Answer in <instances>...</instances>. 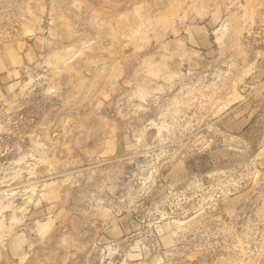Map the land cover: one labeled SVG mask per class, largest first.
<instances>
[{"label": "rangeland", "instance_id": "374dc122", "mask_svg": "<svg viewBox=\"0 0 264 264\" xmlns=\"http://www.w3.org/2000/svg\"><path fill=\"white\" fill-rule=\"evenodd\" d=\"M0 264H264V0H0Z\"/></svg>", "mask_w": 264, "mask_h": 264}, {"label": "crops", "instance_id": "0c3cea01", "mask_svg": "<svg viewBox=\"0 0 264 264\" xmlns=\"http://www.w3.org/2000/svg\"><path fill=\"white\" fill-rule=\"evenodd\" d=\"M1 84L2 85L6 84V80L4 78L0 79V103L4 99V89H5V88H3V86Z\"/></svg>", "mask_w": 264, "mask_h": 264}]
</instances>
